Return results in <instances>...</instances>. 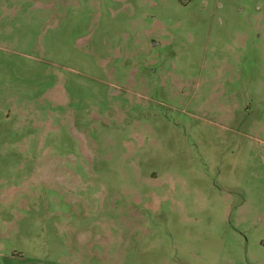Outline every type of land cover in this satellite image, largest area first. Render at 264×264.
<instances>
[{
	"label": "rangeland",
	"instance_id": "obj_1",
	"mask_svg": "<svg viewBox=\"0 0 264 264\" xmlns=\"http://www.w3.org/2000/svg\"><path fill=\"white\" fill-rule=\"evenodd\" d=\"M0 264H264V0H0Z\"/></svg>",
	"mask_w": 264,
	"mask_h": 264
},
{
	"label": "water",
	"instance_id": "obj_2",
	"mask_svg": "<svg viewBox=\"0 0 264 264\" xmlns=\"http://www.w3.org/2000/svg\"><path fill=\"white\" fill-rule=\"evenodd\" d=\"M156 44V43H155Z\"/></svg>",
	"mask_w": 264,
	"mask_h": 264
}]
</instances>
